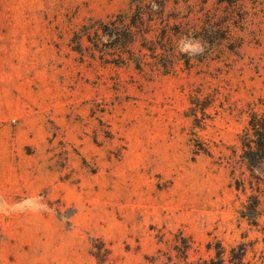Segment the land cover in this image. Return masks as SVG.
<instances>
[{"label":"rangeland","instance_id":"1","mask_svg":"<svg viewBox=\"0 0 264 264\" xmlns=\"http://www.w3.org/2000/svg\"><path fill=\"white\" fill-rule=\"evenodd\" d=\"M259 98L264 0H0V264H206L239 243L264 264V162L238 139Z\"/></svg>","mask_w":264,"mask_h":264},{"label":"trees","instance_id":"2","mask_svg":"<svg viewBox=\"0 0 264 264\" xmlns=\"http://www.w3.org/2000/svg\"><path fill=\"white\" fill-rule=\"evenodd\" d=\"M142 14L143 11L140 8H136V17H134L131 25L126 23L124 13H119L115 26L116 33L121 37L120 39H117V41H120L122 45L128 46L129 42H132L137 34L143 35L145 24ZM146 47L152 52H156V46L152 45V43L146 45ZM143 64L144 60L141 58L135 60V65L139 69H142ZM149 64L153 70H159L162 67L164 71H167L173 67L174 60L157 57ZM200 90L201 89H197L190 94L189 114L192 115L195 126L202 128L206 119L210 117V113L206 111L208 105L200 97ZM238 139L241 148L240 156L248 168L251 169L264 162V98H259L258 103H248L246 124L239 133ZM198 144L200 145L197 146L196 151L209 153V150L204 144ZM252 196L254 199V204L252 206L253 211L252 213H249V215L246 213L243 215L246 214L252 218L253 222H255L258 215L257 206L260 198L257 194ZM245 254L246 248L244 243H239L236 246L231 247L229 254L227 255L225 248L222 245H218L215 254L218 261L214 262V260L211 259L206 264H247V261H245ZM226 260L228 262H225Z\"/></svg>","mask_w":264,"mask_h":264},{"label":"clouds","instance_id":"3","mask_svg":"<svg viewBox=\"0 0 264 264\" xmlns=\"http://www.w3.org/2000/svg\"><path fill=\"white\" fill-rule=\"evenodd\" d=\"M189 47H191V45H185L184 48L181 49V51H188ZM202 51V49H200Z\"/></svg>","mask_w":264,"mask_h":264}]
</instances>
